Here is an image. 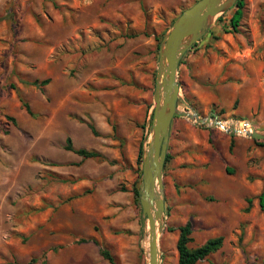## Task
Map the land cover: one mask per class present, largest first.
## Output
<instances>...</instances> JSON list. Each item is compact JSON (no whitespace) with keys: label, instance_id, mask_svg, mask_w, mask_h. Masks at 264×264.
I'll return each mask as SVG.
<instances>
[{"label":"rangeland","instance_id":"rangeland-1","mask_svg":"<svg viewBox=\"0 0 264 264\" xmlns=\"http://www.w3.org/2000/svg\"><path fill=\"white\" fill-rule=\"evenodd\" d=\"M197 1L0 0V264H110L102 249L147 264L138 156L152 133L160 45ZM245 1L237 32L229 9L183 56L179 109L264 132V0ZM68 139L102 157L83 159ZM259 143L173 119L161 264H179L190 220L191 247L224 237L198 264H264Z\"/></svg>","mask_w":264,"mask_h":264},{"label":"water","instance_id":"water-1","mask_svg":"<svg viewBox=\"0 0 264 264\" xmlns=\"http://www.w3.org/2000/svg\"><path fill=\"white\" fill-rule=\"evenodd\" d=\"M237 1H197L175 20L160 45L151 113L153 119H150L152 133L148 148H143V187L140 194L145 239L148 236V250L145 248L147 264H161L158 232L162 234L164 231L166 212L163 177L171 125L175 116L185 117L200 125L222 128L227 133L238 135V129L226 128L218 116L202 118L195 111L180 110L179 101L185 102V99L180 93L181 86L178 81V69L183 56L207 34L217 18L231 9ZM242 123L248 137L264 140V132L258 131L249 122ZM248 127H250L249 131H247Z\"/></svg>","mask_w":264,"mask_h":264},{"label":"trees","instance_id":"trees-1","mask_svg":"<svg viewBox=\"0 0 264 264\" xmlns=\"http://www.w3.org/2000/svg\"><path fill=\"white\" fill-rule=\"evenodd\" d=\"M246 8V1L245 0H238L237 3L232 7V15L229 20V26L231 27L233 32H237L240 26V22L244 15V10ZM221 20V19H220ZM182 63V62H181ZM49 80H44L42 82L34 81L32 84L35 86L43 87L44 85L48 84ZM22 101V105L26 109L29 114H32L30 106ZM176 117V116H175ZM153 119V114L151 115ZM93 129V127H92ZM259 142V141H258ZM261 142V141H260ZM261 147L264 148V143H259ZM66 150L74 152L75 154L81 156L83 159H97L101 158L102 155L97 151L86 150V149H76L74 148L71 139L67 140ZM144 156V149L141 146L139 156H138V163L142 165ZM171 159L170 155H167L166 162H169ZM231 172V170L228 169ZM140 194L141 190L139 188H135L133 190V196L135 202L139 205L140 204ZM259 204L261 210L264 211V186L263 191L258 196ZM253 203V199L248 200V207L246 211H249L251 205ZM180 235L177 242V251L179 255V264H198L203 260H210V256L216 252H218L224 243V237H215L207 240L203 245L198 247H191L190 243L193 241L191 235L193 233V224L192 221H188L184 226L179 228ZM101 255L104 259H106L110 264H120L118 259L107 249L101 250ZM210 264H219L214 261H210Z\"/></svg>","mask_w":264,"mask_h":264},{"label":"bare ground","instance_id":"bare-ground-1","mask_svg":"<svg viewBox=\"0 0 264 264\" xmlns=\"http://www.w3.org/2000/svg\"><path fill=\"white\" fill-rule=\"evenodd\" d=\"M232 123V124H231ZM223 125L226 127V128H232V127H234V128H236V129H238V135H243V136H247V133L244 131V124L242 123V122H240V123H238V122H223ZM222 129V128H221ZM223 130V129H222ZM250 130V127H248L247 128V131H249ZM147 230H148V225H147ZM160 235H161V233H160V231L158 232V237H159V239H160ZM145 241H146V244H147V246H146V249L148 250V236L146 237V239H145Z\"/></svg>","mask_w":264,"mask_h":264},{"label":"built area","instance_id":"built-area-1","mask_svg":"<svg viewBox=\"0 0 264 264\" xmlns=\"http://www.w3.org/2000/svg\"><path fill=\"white\" fill-rule=\"evenodd\" d=\"M219 129H221V128H219ZM222 130V129H221ZM224 131V130H223Z\"/></svg>","mask_w":264,"mask_h":264}]
</instances>
